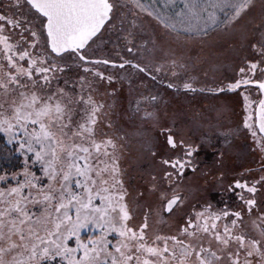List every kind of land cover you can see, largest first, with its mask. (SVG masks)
<instances>
[{
    "label": "snow or ice",
    "instance_id": "1",
    "mask_svg": "<svg viewBox=\"0 0 264 264\" xmlns=\"http://www.w3.org/2000/svg\"><path fill=\"white\" fill-rule=\"evenodd\" d=\"M0 264H264V0H0Z\"/></svg>",
    "mask_w": 264,
    "mask_h": 264
},
{
    "label": "rangeland",
    "instance_id": "2",
    "mask_svg": "<svg viewBox=\"0 0 264 264\" xmlns=\"http://www.w3.org/2000/svg\"><path fill=\"white\" fill-rule=\"evenodd\" d=\"M149 87L151 86V85H148ZM126 87V86H125ZM143 90V89H142ZM198 99H199V102H202V103H204L205 105H207V103H208V101H206V100H203V98L202 97H197ZM127 103V97H126V100H125V104ZM210 151V150H209ZM194 194H196L198 197L199 196H201V195H204L203 193H194ZM216 199L217 200H219V199H224L225 201H227V197L226 196H221V195H219V194H217V196H216ZM229 203H231V202H229Z\"/></svg>",
    "mask_w": 264,
    "mask_h": 264
},
{
    "label": "trees",
    "instance_id": "3",
    "mask_svg": "<svg viewBox=\"0 0 264 264\" xmlns=\"http://www.w3.org/2000/svg\"><path fill=\"white\" fill-rule=\"evenodd\" d=\"M181 102L182 103H191V104H199V103H202V102H199V99L198 98H192V97H188V98H181Z\"/></svg>",
    "mask_w": 264,
    "mask_h": 264
}]
</instances>
